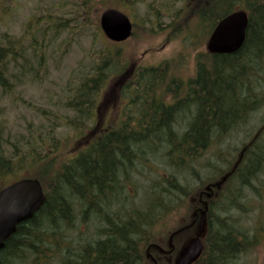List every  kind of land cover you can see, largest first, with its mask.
<instances>
[{"label":"trees","instance_id":"obj_1","mask_svg":"<svg viewBox=\"0 0 264 264\" xmlns=\"http://www.w3.org/2000/svg\"><path fill=\"white\" fill-rule=\"evenodd\" d=\"M111 1L127 7L145 0ZM180 1L182 7L174 9L173 5ZM103 2L106 0L84 1L77 10L78 15L89 19L93 3L100 5ZM237 9L245 10L248 15L243 45L234 54L201 56L202 64H197L195 74L200 78L199 88L194 92L198 94L195 102L192 97L177 98L178 86L172 90L171 85L163 84L164 77L169 76L163 66L160 67L162 70L138 68L132 77H120L127 78L119 92L121 96L127 93L129 112H123L119 127L107 131L95 129L93 132L97 135L90 144L76 145L71 150L68 147L67 153H62L64 142L54 136L58 128L55 121L60 118L45 111L39 114L43 119L40 129L30 123L25 134L13 141L8 137L3 139L0 130V189L10 183H6L8 179L19 175L18 172L29 170L28 176H19L14 181L35 178L46 196L42 208L30 221L19 225L7 240L0 251V264H14L29 256L34 262L48 260L57 264H174L182 245L179 232L184 216L179 210L184 199L192 197L180 184L178 174L189 173L190 160L198 157L193 153H202V149L193 148L190 143L203 145L213 137L211 135L218 134L220 128L238 125L239 119L257 109L258 93L264 89V1L150 0L146 5L147 14H151L154 21H158L161 12L171 16L174 22L169 26V40L182 33L190 37L192 43L195 35L188 32V20L198 19L201 27L207 30V38L221 18ZM179 20L184 22L183 30L173 25ZM85 23L90 24L89 21ZM82 27L70 26L69 20L46 13L33 17L26 24L23 46L18 40L11 41L6 34H0V88L3 95L13 91L8 78L14 82L21 77L31 81L44 77L47 51L59 45L61 52L62 46L69 45L63 42V35ZM144 30L151 31L149 28ZM65 52L66 48L61 55ZM112 55L108 51L99 54L103 64H98L93 74L79 80L72 88L68 85L64 91L67 96L57 106L71 113L65 117L63 125L72 129L77 137H81L83 127L96 117L94 109L100 97L99 103L103 105L102 90L108 79L120 75L123 68L122 64H111L115 72H106V64ZM15 70H18L17 74L11 73ZM168 93L173 95L169 102L168 97L163 96ZM199 104L201 125L182 133V116L189 115ZM205 109L214 115H203ZM35 111L37 113L38 109ZM250 150L248 148L244 164L238 168L242 175L253 170L264 156V147L254 149L253 153ZM155 157L165 160L172 175L163 172V177L148 182L139 199L125 195L123 190L140 169L139 165L144 168L149 159ZM204 182L199 181L195 192L204 186ZM229 182L218 193L216 211L204 212L206 227L208 222L204 234L207 243L193 264L237 263L235 240L246 234L231 216L241 199L240 187H229ZM239 183L241 186L247 180H239ZM130 189L137 195L142 187ZM213 189L216 190L215 186ZM188 204L186 211L190 210L191 204ZM177 209L179 222L176 227H165L167 218ZM90 220H95L93 224L98 226L94 241L87 242L80 237L73 240L67 234L76 223ZM211 220L217 222L212 231ZM161 250L169 253L168 258L159 253Z\"/></svg>","mask_w":264,"mask_h":264},{"label":"rangeland","instance_id":"obj_2","mask_svg":"<svg viewBox=\"0 0 264 264\" xmlns=\"http://www.w3.org/2000/svg\"><path fill=\"white\" fill-rule=\"evenodd\" d=\"M4 1L0 0V34H6L11 41L18 40L22 46L25 43L24 29L26 24L33 17L42 14H57L65 20H69L70 26H83L81 29L69 31L66 35H63V42L69 44L62 46V51L66 48V52L63 55H61L62 51L60 52L59 45L52 46L47 51V72L44 77L35 81L21 77L14 80V82L8 78V82L12 83L13 87V91L9 95H3V91L0 88V130L2 131L3 139L8 137L10 141L15 140L18 136H23L27 125L30 123H34L36 128L40 129L39 124L43 119L39 114L41 111H45L60 118L55 121L58 124V128L54 136L64 142L62 153H67L68 147L71 150L76 145L85 146L90 144L91 140L97 135V132L93 131L97 129L98 124L102 126L107 123L113 127L118 121L122 120L124 111L127 110L129 112L128 95L126 93L125 96H121L119 91L120 87L126 83L125 80L128 77H132L136 69L151 67L161 69L162 64H167L166 61L172 64L174 60L173 64H180L182 69H170L169 73L171 76L174 74L179 75L184 71L191 75L193 64L202 60L201 56L205 54V42L208 38H205V33L207 30L201 27L198 19L197 21L188 20L186 22L189 34L195 35L193 43L190 37L183 36L182 33L169 40V37H171V28L169 26L174 21H171L169 14L162 12L159 14L158 21H154V17L151 14H147L146 11V5L150 0L127 7H120L121 5L111 0H106L105 3L103 2L100 5L93 3L89 19H86L88 17L84 15V18L80 17L77 11L86 0ZM106 7L115 8L125 13L130 21L133 22V25L136 26L132 37L126 42L113 44L108 42L101 34L98 27V18L99 14L106 10ZM173 7L177 10L180 9L182 2L175 3ZM85 20L89 21L90 24H83V22H86ZM173 25H177L179 27L178 30H183L185 26L182 20H179L178 24L174 23ZM148 28L151 29L150 33L144 30ZM107 51L112 52L113 55L109 57L110 62L106 64V72L109 70L112 73L115 72L111 64H122L123 68L120 71V75H113L108 79L107 85L102 90V95L105 99L103 105L99 103L100 97L94 109L96 117L83 127L84 131H82L81 137H77L72 129L63 125L65 117L71 116V113L64 109L60 110L57 106L67 96L64 92L67 86L69 85L72 88L76 82L93 74L94 68L98 64H103L100 63L99 54ZM11 73L17 74L18 70ZM121 76L127 78L125 80L120 79ZM258 99L257 109L254 110L250 120L247 121L246 127L242 128L243 134L230 137L228 143H220L217 146L208 147L191 164L189 173L181 172L178 174V180L185 190L188 191L189 196L194 194L199 181H206L209 175L213 173L218 174V177L224 173L230 164L231 156L235 154V148L243 141V137H251L264 124V89L258 93ZM36 109H38L37 113ZM260 141L264 143V137ZM7 150L9 149L7 148ZM139 166L140 169L137 170L136 174L132 175L123 190L125 195L133 196L134 199H139L144 194L146 186L149 185L148 182L163 177V172L172 175L165 160L160 157L150 158L144 168H141L143 167L142 165ZM150 167L151 169L153 168L152 171L154 172L150 170ZM18 173L19 175L8 179L6 183L13 182L19 176H28L29 170H23ZM133 186L142 187V190L138 191V197L130 189ZM241 196L242 199L237 202L238 208L235 212H231L233 214L231 216L241 230H248L249 235L257 236L263 241L260 249L254 252L250 251L244 257L243 264H264V170L253 183V190L244 188ZM187 199L179 210L183 213V216L191 213L190 210L183 212L185 206L189 205ZM179 211L177 209L172 216L167 218L165 227H176ZM94 222L95 220H90L83 224L76 223L74 228L67 234L73 240H77V237H80L87 242L94 241L95 228L97 230L98 227L93 224ZM257 233L258 235L261 234V238L258 237ZM14 264H57V262L54 263L48 260L34 262L33 257L29 256L27 259H22V261H15Z\"/></svg>","mask_w":264,"mask_h":264},{"label":"flooded vegetation","instance_id":"obj_3","mask_svg":"<svg viewBox=\"0 0 264 264\" xmlns=\"http://www.w3.org/2000/svg\"><path fill=\"white\" fill-rule=\"evenodd\" d=\"M204 56L205 57L207 56L210 58V56L213 57L214 55H208L205 52ZM201 58H203V57H201ZM173 62H174V60H173ZM173 62L171 64V62L166 61L167 64H162L163 69L166 71V74H169V76L164 77V79L162 81L163 84L171 85L170 89H172V90L178 86L177 87V91H178L177 98H181V99L185 100V99L192 97L193 98L192 101L198 100L197 99L198 94L196 95V93H194V92H195V90H197L199 88L198 82L200 81V78L197 77L195 74H196V70H197V64H202V63H200L201 61L199 60V61H197L196 64H193L191 75H188L184 71V72L180 73L179 75L174 74L171 76L169 73L170 69H174V70L182 69V66L180 64H173ZM205 64H209V63L205 62ZM163 96L164 97L167 96L168 97L167 101L169 102L173 95L168 93L166 95L164 94ZM199 103H200V101H199ZM201 112H202V109H201L200 104H199V107H194L190 110L189 115L187 114V115H184V117L182 116L183 120L181 122L180 131L182 133H185L186 131L195 129L198 126H200L201 125V122H200L201 118L200 117H202ZM204 113L205 114H203V115H209V116L214 115V113L213 112L211 113V111H209L208 109H205ZM252 113L247 114L243 118L239 119L238 125H236L234 127L228 126L227 128H220V130H218V134L211 135L213 137L207 143H204L203 145L202 144H195V143L191 142L190 143L191 147L197 148L198 150L202 149V151H204L205 149H207L210 146H217L220 143H228L230 141V137H232L234 135L238 136V135H241L244 133L242 128L246 127V125L248 124L247 121L250 120ZM120 123H121V121L120 122L118 121V123L113 127L111 124L105 123V125L102 128H99L100 125L98 124L97 129H101L102 131H107L110 129H114L115 127H119ZM262 137H264V124L258 129V131L255 134H252L251 137L250 136H247V138L243 137V141H241L239 146H237L235 148V154H234V156H231V161H229L230 164L228 166L227 171H225V173L220 174L219 177L217 176L218 174H216V173L210 174L208 179L206 180L208 182L205 181L204 186L202 188H200L197 192H195L196 191L195 190L193 197H189L187 199L188 202L191 204V206H190L191 213L187 216L184 215V218H182V220H181V229L179 232V238L182 241L181 242L182 245L179 247V250L181 248H184L186 246L185 244L189 240L195 238L196 235H200V239H202L201 242H202L203 249L206 246L207 242H206V239L204 238L206 225L203 221L200 222V213L202 211H207L208 213L214 212V210L216 211L215 203H216V200L218 198L217 196L219 195L218 193L221 191V189L220 190H214V189L212 190V189H209L206 187L215 183L216 180H221L223 178V176L224 177L226 176V183L228 182V180L230 181L228 183L229 187L230 186H233V187L239 186L240 187L239 189H242V190L244 188L247 190H248V188H251L253 190V183H255V181L258 179V177L262 174V171L264 170V156H262V158L258 160V165L253 170H251L250 172H246L242 175V173L238 172V168L242 164H244V161L246 159V155L249 153L248 148H251L252 150H250V153L251 152L253 153L254 149H257V148L261 149L264 146V143H262L260 141V139ZM249 138L252 140L249 141ZM193 154H195L194 156H196L198 154V157H199L201 153L199 154L197 152H194ZM190 161H192V163H193L196 160H190ZM247 164H248V161L245 164V168H246ZM239 180H242V181L247 180V183L242 184L240 186ZM233 182L235 183V185L233 184ZM242 190H241V192L239 191L240 197H242L241 196ZM184 201H185V199H184ZM183 212H187V211L184 210ZM203 216H204V214H203ZM210 223H211L210 228L212 231V226H215L217 224V222L211 220ZM206 229H208V222H207ZM198 231H199V234H198ZM244 233L246 234V236L239 237L235 240L237 243V246L235 247V253L237 255V258H236L237 263L236 264H243L244 257L246 255H248V253L250 251L254 252V251H257L258 249H260L262 247L263 241L261 239L257 238V236L249 235L248 230H244ZM257 235H258V233H257ZM260 235L261 234H259L258 237H260ZM174 250L175 249L173 248V251ZM159 253L163 257L168 258L169 253H167V251L161 250V251H159Z\"/></svg>","mask_w":264,"mask_h":264},{"label":"water","instance_id":"obj_4","mask_svg":"<svg viewBox=\"0 0 264 264\" xmlns=\"http://www.w3.org/2000/svg\"><path fill=\"white\" fill-rule=\"evenodd\" d=\"M248 18L246 12L235 11L218 21L206 43L213 55H230L243 45ZM99 28L104 37L114 43L126 41L132 35V24L120 11L109 9L99 16ZM43 189L37 179H21L0 190V251L15 234L19 225L30 221L45 203ZM200 237L191 239L182 248L174 264H192L200 256Z\"/></svg>","mask_w":264,"mask_h":264},{"label":"bare ground","instance_id":"obj_5","mask_svg":"<svg viewBox=\"0 0 264 264\" xmlns=\"http://www.w3.org/2000/svg\"><path fill=\"white\" fill-rule=\"evenodd\" d=\"M153 169V168H152Z\"/></svg>","mask_w":264,"mask_h":264}]
</instances>
